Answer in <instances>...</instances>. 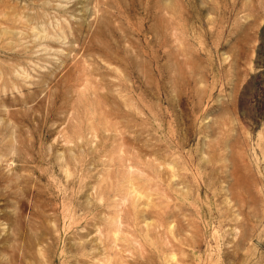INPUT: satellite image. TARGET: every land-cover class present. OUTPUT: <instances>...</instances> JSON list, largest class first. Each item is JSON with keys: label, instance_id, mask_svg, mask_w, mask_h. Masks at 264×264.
<instances>
[{"label": "rangeland", "instance_id": "1", "mask_svg": "<svg viewBox=\"0 0 264 264\" xmlns=\"http://www.w3.org/2000/svg\"><path fill=\"white\" fill-rule=\"evenodd\" d=\"M0 264H264V0H0Z\"/></svg>", "mask_w": 264, "mask_h": 264}]
</instances>
